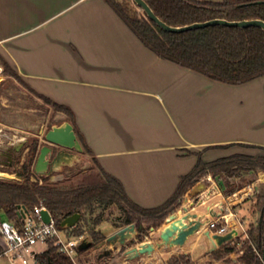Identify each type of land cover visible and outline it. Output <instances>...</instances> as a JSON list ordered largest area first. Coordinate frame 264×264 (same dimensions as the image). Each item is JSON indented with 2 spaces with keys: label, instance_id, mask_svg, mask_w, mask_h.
<instances>
[{
  "label": "crops",
  "instance_id": "0c3cea01",
  "mask_svg": "<svg viewBox=\"0 0 264 264\" xmlns=\"http://www.w3.org/2000/svg\"><path fill=\"white\" fill-rule=\"evenodd\" d=\"M2 62L31 94L72 111L87 153L143 209L167 203L199 159L209 164L235 155H262L257 147L264 148V77L227 85L163 60L105 0H0L3 67ZM218 93L229 96L217 102ZM0 126L8 131L3 123ZM16 149L0 148L7 152L1 157L12 156ZM243 178L254 182L233 194H226L221 180L210 175L185 194L174 214L182 217L188 208L205 225L183 247H157L151 255L129 260L125 251L141 244L135 226L117 228L105 221L97 227L105 240L96 251L117 246L114 255L124 252L118 264H169L178 257L191 264H240L237 253L226 262L210 261L204 233L209 222L224 216L231 225L242 224L249 235L253 226L251 221L246 225L247 217L256 209L259 215L264 172L230 181L238 184ZM201 184L206 188L196 190ZM168 218L160 229H151L144 242L158 245ZM4 249L0 236V260L18 261L3 256Z\"/></svg>",
  "mask_w": 264,
  "mask_h": 264
},
{
  "label": "trees",
  "instance_id": "16d2710c",
  "mask_svg": "<svg viewBox=\"0 0 264 264\" xmlns=\"http://www.w3.org/2000/svg\"><path fill=\"white\" fill-rule=\"evenodd\" d=\"M119 15L137 38L159 58L180 67L197 72L208 79L227 85H243L264 77V31L259 27L209 26L183 33H170L162 30L132 0H105ZM155 15L173 27L203 23L214 19L227 21H244L259 19L264 21V0H222L208 2L199 0H144ZM4 75L21 81L18 74L5 62L1 63ZM55 113L66 114L73 124L76 135L86 152H89L82 136L74 125L72 111L63 105L37 95ZM45 143L37 139L26 144L24 161L17 157L11 166L21 177L20 181L0 179V219L20 223L19 212H31L35 207H45L57 221L60 230L64 219L80 214L81 219L72 228L76 237L89 234L91 246L79 251L84 254L101 244L105 237L97 227L110 221L107 213L112 208L120 213L116 220L110 222L117 228L134 225L137 242L142 243L148 232L160 229L165 220L181 207L185 194L204 177L212 176L221 180V187L226 194H233L245 184L231 183L233 178L245 174L264 172V148L259 157L235 155L213 163L205 164L199 159L193 171L181 178L173 197L156 209H143L129 200L121 182L105 173L98 165L102 182L90 185H74L68 177L52 181L51 177H41L34 173V166L39 150ZM232 145L225 146L224 148ZM245 147H252L245 145ZM96 163V162H95ZM18 166V167H17ZM40 179L42 183L33 181ZM254 182L250 178L246 184ZM261 209L262 203L260 201ZM249 240L238 249V242L228 243L212 253L216 261H228L229 256L238 253L240 264H264L259 257L264 251V210L260 224L249 231ZM131 244H135L132 242ZM128 244L127 246H129ZM36 264H73L62 254L53 242L42 254L35 257ZM169 264H190L185 257L173 258Z\"/></svg>",
  "mask_w": 264,
  "mask_h": 264
},
{
  "label": "water",
  "instance_id": "95a60500",
  "mask_svg": "<svg viewBox=\"0 0 264 264\" xmlns=\"http://www.w3.org/2000/svg\"><path fill=\"white\" fill-rule=\"evenodd\" d=\"M135 5L142 10L146 16L158 25L162 30L170 33H183L187 31L206 28L209 26H226V27H259L264 31V21L244 20V21H227L224 19H214L203 23H194L191 25L173 27L163 22L159 17L155 15L153 10L144 0H132ZM44 142L46 143L39 150V154L34 166V173L41 177H51L52 181L55 177L54 174L59 172L63 167H71L76 161L75 152L78 154L83 153L84 149L76 135L74 127L71 123L65 122L60 126L52 127L45 135ZM15 151H18L16 149ZM206 188L205 184H201L196 187V190L202 191ZM184 215L177 217L174 213L168 218V224L166 227L160 230L158 245L151 242H144L136 247L125 251V255L129 260H134L143 255H151L157 247H183L189 238L199 233L205 223L202 221V217L197 214L190 213L188 208H184ZM19 217H25L24 210H21ZM42 219L45 223L49 224L51 216L48 211L44 210L41 213ZM81 219L80 214H74L61 223L62 229L74 228ZM204 236L210 243L209 253L212 254L222 246L231 243L238 237V232L232 230L225 235L211 234L209 230L205 231ZM91 246V240L84 239L79 245L78 250L84 251ZM118 250L116 246L114 249L108 246H104L99 249L96 261L99 262L102 259L110 258L113 256V251ZM264 263V252H263Z\"/></svg>",
  "mask_w": 264,
  "mask_h": 264
},
{
  "label": "rangeland",
  "instance_id": "374dc122",
  "mask_svg": "<svg viewBox=\"0 0 264 264\" xmlns=\"http://www.w3.org/2000/svg\"><path fill=\"white\" fill-rule=\"evenodd\" d=\"M199 1L221 2L222 0ZM3 77L4 80L0 84V123L6 125L8 132L12 135L15 134L25 139L23 141V144L21 146L19 145L18 151H15V153L13 154L11 153L12 156L1 157L2 154L7 152H5V150L0 152V173L10 174L16 169L11 167V159L21 157V161H24L27 153V150H24L25 144L30 143L34 139H37L40 143H45L44 137L46 133L52 127L60 126L65 122H68V117L66 114L63 113H55L52 106L48 105L44 100L39 99L35 95L31 94L23 86L21 81L12 78H5L4 75ZM227 94L228 95H224V93H218L216 101L220 102L225 96H229V93ZM230 96L233 97V99L237 97L235 94H230ZM261 119L264 122V112H262ZM262 131L264 134V129ZM75 155L77 158L73 166L63 167L59 172H56L54 174L55 177L53 178V181L63 180L68 177V180L71 181V183L74 185H90L102 182V176L98 171L95 160L85 150L81 154L75 152ZM247 181V179L244 180L243 178L240 180V182H238L237 185L243 183L246 184ZM256 211L255 213H252L251 216H246L248 218L246 224L247 226L250 225V221L252 222L253 227L258 222L259 215ZM241 212L243 214L244 211L241 210ZM107 215L111 221L116 220L119 217L120 213L117 209L112 208L111 212L109 211ZM60 231L64 240L80 238L73 236L71 229ZM83 236L85 239L88 238L89 240H91L90 235L88 233ZM244 244L237 248L240 249ZM46 249L47 245L41 243L37 244L34 248L36 253L44 252ZM97 253L98 251H96V247L85 251V253L81 254L82 256H80L79 258L80 262L85 264H118L119 262H121V253L124 252L121 251L120 254L117 253V255H114L113 251L112 257L102 259L99 262L96 261ZM209 259L211 261L214 258L212 257ZM0 264H33V262L31 259L27 258L25 260L13 261L12 263L7 260H0Z\"/></svg>",
  "mask_w": 264,
  "mask_h": 264
},
{
  "label": "built area",
  "instance_id": "2783aa9c",
  "mask_svg": "<svg viewBox=\"0 0 264 264\" xmlns=\"http://www.w3.org/2000/svg\"><path fill=\"white\" fill-rule=\"evenodd\" d=\"M3 67L0 65V81L3 79ZM25 139L18 135H12L5 128L0 126V148L16 149L23 144ZM26 145V144H25ZM18 167V166H17ZM0 179L9 181H20L21 177L13 171L12 173H0ZM33 181L42 183L40 179L33 178ZM48 211L45 207H35L31 212H25V217H20V223L8 222L0 219V236L5 244L3 256L12 260H25L27 258L35 259V246L37 244H47L53 242L59 251L69 257L73 264H82L78 259V248L84 236L78 239L64 240L61 231L57 226V221L49 212L51 219L47 224L43 221L42 211ZM207 229L211 234L225 235L232 230L238 232V237L235 241L238 242V247L248 241L249 235L242 224L231 225L223 216L220 219L211 221L207 224ZM263 262V255L259 254ZM36 264V262H33Z\"/></svg>",
  "mask_w": 264,
  "mask_h": 264
},
{
  "label": "flooded vegetation",
  "instance_id": "af4514ba",
  "mask_svg": "<svg viewBox=\"0 0 264 264\" xmlns=\"http://www.w3.org/2000/svg\"><path fill=\"white\" fill-rule=\"evenodd\" d=\"M11 153H15V150H13ZM14 163H15V160H11L10 165L12 166ZM260 200H261V203H262V207H261V209L259 211V217H258L257 224H260V222L262 220V214H263V210H264V190L260 193Z\"/></svg>",
  "mask_w": 264,
  "mask_h": 264
}]
</instances>
